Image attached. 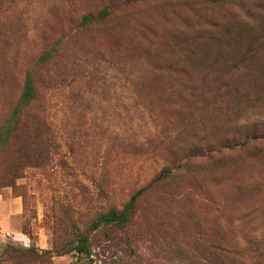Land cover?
I'll return each mask as SVG.
<instances>
[{
	"label": "rangeland",
	"instance_id": "rangeland-1",
	"mask_svg": "<svg viewBox=\"0 0 264 264\" xmlns=\"http://www.w3.org/2000/svg\"><path fill=\"white\" fill-rule=\"evenodd\" d=\"M100 1L4 0L0 6V107L15 101L23 72L45 41L58 35L68 41L36 75L35 109L45 111L42 140L50 158L26 169L14 190L0 189V251L8 244L50 249L171 168L172 177L154 182L139 199L126 232L93 233L92 264H264V45L259 66L248 73L202 64L184 71L178 48L182 40L249 21L246 6L255 13L258 0H127L115 20L125 25L117 47L98 30L72 38L71 13ZM156 69L168 82L155 79L139 98L135 77ZM185 72L191 83L184 86L208 93L207 105L180 100ZM242 75L252 99L230 109L215 92ZM252 136L256 141L241 145ZM188 150L204 157L178 171ZM52 261L76 263L75 254Z\"/></svg>",
	"mask_w": 264,
	"mask_h": 264
},
{
	"label": "trees",
	"instance_id": "trees-1",
	"mask_svg": "<svg viewBox=\"0 0 264 264\" xmlns=\"http://www.w3.org/2000/svg\"><path fill=\"white\" fill-rule=\"evenodd\" d=\"M221 1L213 0V3ZM257 2L258 11L255 13L250 6H246V17L250 19L249 21L227 23L222 33L208 32L210 35L201 36L196 41L178 42V48L183 51L181 61L185 62L181 68L185 71L187 67L202 64V68H216L221 65H229L233 68L234 66V71H243V73L256 69L259 66L260 54L264 45L262 41L264 40V0ZM3 3L4 0H0V6ZM130 4L127 0H101L95 5L87 4V8L81 14L74 15L70 10V13L72 12L69 16L71 24H75L74 29L76 30L72 38L91 30H98L103 39H108L116 46L117 37L125 25L115 20L118 19L122 6ZM2 12L3 10L0 9V13ZM111 22L114 27L106 31V27ZM67 43L64 35H58L53 40L45 41L31 67L24 70L21 89L15 101L11 105L5 104L0 107V189L9 187L14 190L16 181L22 178L26 169L38 167L40 162L50 158L49 144H45L42 140L48 132L45 111L35 109L39 100L36 75L39 69L49 66L57 58ZM148 43L150 44V41ZM131 54H133L132 51ZM157 66L160 67L159 64ZM147 73L144 71L134 79L136 86L139 84V88L136 87L139 98L144 87L154 82L155 79H158V83L168 82L163 79L165 73L161 69H156L149 75ZM188 73L185 72L181 75L182 79L180 78L183 84L180 100L190 105L193 99L194 102L200 99V102L207 105L208 93L199 92L196 89L188 91V88L184 86V83H191V74ZM169 75H167L168 79ZM174 75L178 77V74ZM247 79L249 78L242 75L237 80H233L226 85V91L221 92L223 95L219 94V90L215 92L216 98H224V103L230 109L239 108L241 102L252 99L249 97L250 89H243ZM204 80L207 81V77ZM250 80L255 87L261 85L256 75H253ZM211 98L215 100L214 95ZM253 102H257V97L253 99ZM256 139L255 136L248 137L241 145L245 147L247 141L253 142ZM38 140L41 142L39 143ZM195 148L199 147L195 146ZM183 154H185L184 158L176 167L178 171L183 169L184 162L204 157V155L195 156L196 153L190 150ZM174 173L175 171L171 168L161 169L150 183L138 189L119 208L111 206L99 212L90 220L85 232L70 233L62 239V243H55L50 249H39L33 245L28 247L5 245L0 251V264H53L54 257L66 254H75V264H92L90 258L93 249V233L109 228L121 233L126 232L133 222L139 199L154 182H162L172 177Z\"/></svg>",
	"mask_w": 264,
	"mask_h": 264
},
{
	"label": "crops",
	"instance_id": "crops-1",
	"mask_svg": "<svg viewBox=\"0 0 264 264\" xmlns=\"http://www.w3.org/2000/svg\"><path fill=\"white\" fill-rule=\"evenodd\" d=\"M40 248H44V247H40Z\"/></svg>",
	"mask_w": 264,
	"mask_h": 264
}]
</instances>
